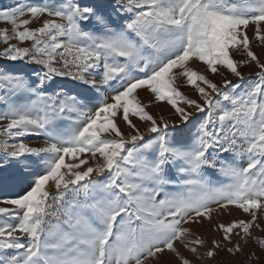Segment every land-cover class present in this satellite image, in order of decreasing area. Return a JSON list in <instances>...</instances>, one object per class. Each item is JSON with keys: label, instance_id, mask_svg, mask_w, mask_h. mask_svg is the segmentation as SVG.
<instances>
[{"label": "snow or ice", "instance_id": "snow-or-ice-1", "mask_svg": "<svg viewBox=\"0 0 264 264\" xmlns=\"http://www.w3.org/2000/svg\"><path fill=\"white\" fill-rule=\"evenodd\" d=\"M0 25V264L264 259V0H15Z\"/></svg>", "mask_w": 264, "mask_h": 264}, {"label": "rangeland", "instance_id": "rangeland-1", "mask_svg": "<svg viewBox=\"0 0 264 264\" xmlns=\"http://www.w3.org/2000/svg\"><path fill=\"white\" fill-rule=\"evenodd\" d=\"M15 3V0H0V8H4V7H7L9 5H12ZM2 26V25H0ZM2 47V46H0ZM244 73L246 76H248V74L250 72H254L255 69L252 68V69H248V68H245L244 70ZM71 86V85H69ZM29 143H31L32 145H40V144H43V140L38 138V137H32L29 139L28 141ZM235 215H239V213H235ZM225 220L227 219H230L229 217H224ZM255 246L250 244L246 249H245V252L247 253L248 251H251ZM218 259H222V260H239L241 262H243L246 257L245 256H241V255H238L236 257H228L226 253H221L220 256L218 257ZM250 264H264V259L262 260H259V261H251Z\"/></svg>", "mask_w": 264, "mask_h": 264}]
</instances>
